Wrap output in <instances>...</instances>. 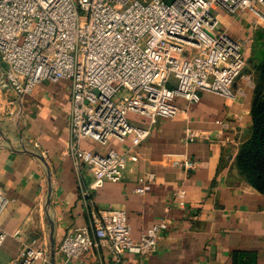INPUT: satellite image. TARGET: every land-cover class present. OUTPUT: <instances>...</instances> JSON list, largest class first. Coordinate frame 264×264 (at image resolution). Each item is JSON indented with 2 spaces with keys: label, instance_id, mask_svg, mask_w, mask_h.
<instances>
[{
  "label": "crops",
  "instance_id": "obj_1",
  "mask_svg": "<svg viewBox=\"0 0 264 264\" xmlns=\"http://www.w3.org/2000/svg\"><path fill=\"white\" fill-rule=\"evenodd\" d=\"M218 14L220 30L246 40V63L233 83V97L202 92L197 102L175 98L179 111L156 120L135 149L138 159L127 161L121 179L88 189L86 195L90 177L83 171L79 180L68 152V82L38 83L12 104L0 94V186L9 199L0 214L6 233L0 264H12L25 246L47 256V262L32 264H120L102 246H91L77 260L58 252L66 234L89 227L91 207L125 211L133 241L152 224L169 221L156 251L122 254L121 261L129 264H264V194L236 164L252 127L264 26H253L249 12L229 15L219 9ZM129 118L136 124L148 122L135 114ZM186 129L193 130L195 140L185 139ZM225 136L229 141L223 142ZM83 146L100 149L91 142ZM129 146L128 139L108 148L124 151ZM183 158L198 166L184 169L177 164ZM149 173L154 175L150 190L136 193Z\"/></svg>",
  "mask_w": 264,
  "mask_h": 264
},
{
  "label": "built area",
  "instance_id": "obj_2",
  "mask_svg": "<svg viewBox=\"0 0 264 264\" xmlns=\"http://www.w3.org/2000/svg\"><path fill=\"white\" fill-rule=\"evenodd\" d=\"M219 9L229 15L249 12L253 26H264V0H0V94L12 104L38 83L68 82V152L79 180L83 171L90 177L86 195L121 179L156 120L179 111L175 98L197 102L202 92L233 97V83L246 63V40L218 28ZM129 114L148 122L136 124ZM184 134L188 141L197 136L191 129ZM128 139L124 151L108 148ZM177 164L198 166L192 158ZM153 182L149 173L134 191L144 194ZM8 204L0 186V214ZM168 227L162 219L133 241L125 211L91 207L89 227L66 234L58 252L77 260L91 246H102L116 262L129 264L121 261L124 252L156 251ZM5 237L0 228V245ZM38 259L47 262L42 250L25 246L12 264Z\"/></svg>",
  "mask_w": 264,
  "mask_h": 264
},
{
  "label": "trees",
  "instance_id": "obj_3",
  "mask_svg": "<svg viewBox=\"0 0 264 264\" xmlns=\"http://www.w3.org/2000/svg\"><path fill=\"white\" fill-rule=\"evenodd\" d=\"M258 71L251 106L252 127L249 136L241 143L236 164L253 187L264 194V53L258 62Z\"/></svg>",
  "mask_w": 264,
  "mask_h": 264
},
{
  "label": "rangeland",
  "instance_id": "obj_4",
  "mask_svg": "<svg viewBox=\"0 0 264 264\" xmlns=\"http://www.w3.org/2000/svg\"><path fill=\"white\" fill-rule=\"evenodd\" d=\"M219 26H220V24H219ZM170 81H173V80L171 79ZM123 94H124V92L121 91L119 95H123Z\"/></svg>",
  "mask_w": 264,
  "mask_h": 264
}]
</instances>
